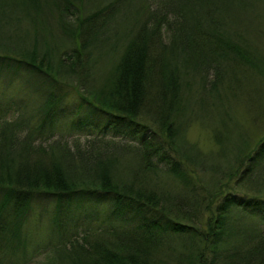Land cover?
Returning a JSON list of instances; mask_svg holds the SVG:
<instances>
[{"label":"trees","instance_id":"1","mask_svg":"<svg viewBox=\"0 0 264 264\" xmlns=\"http://www.w3.org/2000/svg\"><path fill=\"white\" fill-rule=\"evenodd\" d=\"M5 2L0 86L16 93L0 100V264H264V138L247 151L228 115L217 117L215 152L185 135L206 97L217 111L239 94L234 65L264 80V9L137 0L109 45L110 19L134 0ZM14 24L31 31L12 39ZM64 85L102 120L74 113L69 128L91 136L86 145L43 134L54 135ZM40 205L47 227L32 247L28 221Z\"/></svg>","mask_w":264,"mask_h":264},{"label":"rangeland","instance_id":"2","mask_svg":"<svg viewBox=\"0 0 264 264\" xmlns=\"http://www.w3.org/2000/svg\"><path fill=\"white\" fill-rule=\"evenodd\" d=\"M150 1H159V0H150ZM252 4L253 8H257L258 11H262L263 5L261 4L263 1H257V0H243V2ZM17 0H6V2L3 4L4 6L7 5L8 9L12 8L15 10L17 8ZM138 4L137 0H134V3H127L123 4L118 8L115 15V19L111 18L109 21V31L107 35H105V39L103 42H106V44L111 45L113 43V36L117 35L118 37L124 33L129 26V20L133 15L134 7H136ZM32 8V7H28ZM27 10V9H26ZM26 24V22H25ZM13 29L14 33L11 37L12 39H15V35L20 33L22 31L23 33L27 29L28 33L31 31L30 27L21 26L18 24H14ZM5 34L9 33L8 30L4 31ZM55 35V41L56 45H59L61 42V36L58 34H55V32H52ZM121 39V38H120ZM2 47H5V43L3 41L0 42ZM0 47V51H3L4 48ZM8 48V47H7ZM261 52L264 53V42L261 46ZM103 47L98 46L96 48V52H94V58H96L98 61H95L97 63L94 65V71H97L98 67L100 66L101 62L103 61V57H100V53H103ZM100 57V58H99ZM235 73V77L238 78V84L235 83L233 93H235L237 90L240 91L239 94L231 96L229 102L228 101H222L223 104L216 107L217 111L212 108L213 102L211 100V97H206L204 101V106L202 108H196L195 109V115L196 119L194 121L190 122L189 125L186 127L185 135L186 139L196 145V147L203 153H210L215 152L217 150V146L213 142V131L214 128H216V124L218 122L217 117L219 115L220 121L226 120V115L229 117V121H232L234 126H238L241 130L238 132L236 131L237 135L239 133H244L245 139H246V147H248L247 151L253 150V148L257 145V143L264 138V80L259 77L257 78V74L255 72H251L249 69L244 68L240 69L239 65H234L232 67ZM232 70V71H233ZM257 75V76H256ZM34 80V78H32ZM37 86L40 85V83H34ZM44 86V84H42ZM249 85V86H247ZM250 85H255V88L253 91H251L252 86L250 89H247L250 87ZM254 87V86H253ZM33 87H30L29 85L24 88V91H26L31 96L35 97L37 94L30 93L29 89H32ZM76 86H68L64 85L61 90V99H64L59 107V115L58 117H61V120L59 121V118L57 117L54 126L53 132L54 135L51 134L49 136V130L50 128L47 126L45 130H43V134H46V138L48 139V142L54 139H60L64 142V144H67L68 146H72L73 144H79L81 146L86 145L89 140H91V136L86 137H79L77 136L79 133L75 132L73 130H70L69 124H71L73 121H77V117L73 116L75 112H79V114L83 117L93 120L97 122L98 120L100 123H102V120L99 117L96 116H87L89 113L86 112L82 108H78V95L76 91ZM241 90H244L241 92ZM237 91V92H238ZM16 89L12 91V88L6 89L5 86H0V100L3 101H10L11 98L15 96ZM28 96V95H26ZM229 96V95H228ZM28 98V97H27ZM17 103V102H16ZM202 103V102H201ZM198 105L197 102L194 101V105ZM225 104V105H224ZM193 105V104H192ZM9 106L12 108L13 104L10 103ZM25 106L15 107V109H23ZM194 107L192 108V110ZM62 116L64 118H62ZM218 117V118H219ZM36 120H32L31 123H36ZM52 129V128H51ZM72 132V135H70ZM62 135L60 136V134ZM39 137H36V140L33 141V144L39 143ZM40 141L44 142V139H40ZM84 148V147H82ZM246 151V152H247ZM245 154V153H244ZM245 157V156H244ZM243 157V158H244ZM217 159L220 158L219 156L216 157ZM86 203V202H85ZM87 206H91V203H86ZM49 211V206L46 210V207L43 205H40L38 208H36L34 215H30V221H28L29 225V238H30V244L31 246H35L36 242L44 235L46 232L47 225V215ZM34 225V227H32ZM40 254L39 252H36L33 254V256H38ZM35 262L34 264H36Z\"/></svg>","mask_w":264,"mask_h":264}]
</instances>
